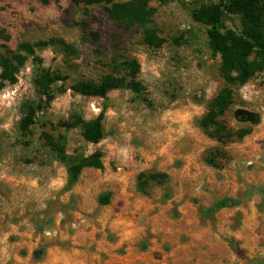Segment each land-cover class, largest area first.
Masks as SVG:
<instances>
[{"label":"rangeland","instance_id":"rangeland-1","mask_svg":"<svg viewBox=\"0 0 264 264\" xmlns=\"http://www.w3.org/2000/svg\"><path fill=\"white\" fill-rule=\"evenodd\" d=\"M149 5L146 27L164 39L157 48L144 43L141 27L113 21L102 3L0 0L1 52L45 42L35 46L40 59L29 55L19 67L15 83L0 80V264H264V72L232 87L220 117L231 139L208 137L195 119L224 81L207 27L177 2ZM226 24L239 26L236 17ZM131 58L142 88L108 92L104 135L97 143L84 140L74 117L94 118L103 99L72 85L123 73ZM42 68L62 78L22 131L21 104L38 99L33 78ZM241 111L256 113L257 122L241 120ZM44 134L69 161L101 151L102 168H84L63 190L65 163ZM150 173L167 180L139 191L138 174ZM106 192L109 201L100 204ZM224 196L241 202L203 212ZM113 224H123L125 239ZM34 250L42 252L39 260Z\"/></svg>","mask_w":264,"mask_h":264},{"label":"trees","instance_id":"trees-1","mask_svg":"<svg viewBox=\"0 0 264 264\" xmlns=\"http://www.w3.org/2000/svg\"><path fill=\"white\" fill-rule=\"evenodd\" d=\"M41 4H48L51 0H38ZM73 5L99 4L104 5L107 15L115 22L123 23L126 27L139 26L142 28L144 43L152 47H160L164 41L153 28L146 25L150 22L153 8L149 5L151 0H69ZM162 5L172 2L184 6L189 10L191 18L207 27L208 46L212 55L219 56V74L224 85L209 101L207 110L195 119V124L208 137L225 144L232 137V130L220 120V117L232 103V87L242 86L252 76L264 72V0H220L219 2H190L187 0H157ZM231 17H236L238 27H229L226 24ZM92 35L98 36L97 32ZM64 44L62 40L58 41ZM44 41L34 44L20 42L16 50L0 51V80L13 84L16 74L27 57L34 59L35 46L44 45ZM140 66L136 59L124 61L123 73H106L97 79L80 78L73 85L72 90L83 96L102 98V109L92 119L85 120L75 116L72 125L81 127L84 140L97 143L104 135L103 118L108 107V92L113 89H130L138 93L142 88L139 80ZM48 69H40L34 74L33 85L38 95L37 100H26L21 104L22 116L19 128L26 131L35 123L37 113L42 111L53 99L52 84L61 79ZM46 144L55 151L60 161L65 163L66 181L63 190H69L78 180L82 170L86 167L102 168V152L99 150L81 157L76 161L66 159L63 149L50 136L44 134ZM241 135V134H240ZM208 163L213 164L209 159ZM167 180L166 174L150 173L138 174L137 189L145 192L148 183L162 184ZM264 201V186L259 189ZM108 192L101 194L98 201L106 204L109 201ZM241 202L237 197L224 196L203 212L212 213L223 207L236 206ZM42 252L33 251L36 260L41 258Z\"/></svg>","mask_w":264,"mask_h":264},{"label":"water","instance_id":"water-1","mask_svg":"<svg viewBox=\"0 0 264 264\" xmlns=\"http://www.w3.org/2000/svg\"><path fill=\"white\" fill-rule=\"evenodd\" d=\"M240 119L243 121H249V122L255 123L258 120V115L253 112L241 111Z\"/></svg>","mask_w":264,"mask_h":264},{"label":"crops","instance_id":"crops-1","mask_svg":"<svg viewBox=\"0 0 264 264\" xmlns=\"http://www.w3.org/2000/svg\"><path fill=\"white\" fill-rule=\"evenodd\" d=\"M19 225V224H18ZM21 225V222H20ZM113 227H115V229H120L121 231L119 232V234L122 235L123 239H125L127 237V229L123 226V224H113ZM113 229V228H111ZM125 233V234H124Z\"/></svg>","mask_w":264,"mask_h":264}]
</instances>
